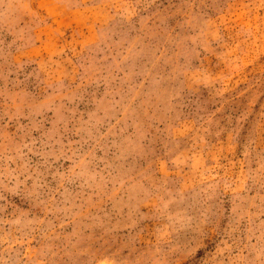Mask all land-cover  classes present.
<instances>
[{
  "label": "rangeland",
  "instance_id": "obj_1",
  "mask_svg": "<svg viewBox=\"0 0 264 264\" xmlns=\"http://www.w3.org/2000/svg\"><path fill=\"white\" fill-rule=\"evenodd\" d=\"M0 264H264V0H0Z\"/></svg>",
  "mask_w": 264,
  "mask_h": 264
}]
</instances>
